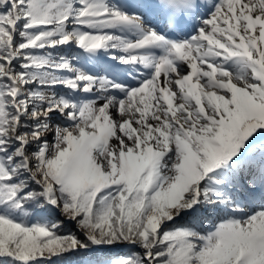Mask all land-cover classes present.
<instances>
[{
    "label": "snow or ice",
    "instance_id": "obj_1",
    "mask_svg": "<svg viewBox=\"0 0 264 264\" xmlns=\"http://www.w3.org/2000/svg\"><path fill=\"white\" fill-rule=\"evenodd\" d=\"M0 264H264V0H0Z\"/></svg>",
    "mask_w": 264,
    "mask_h": 264
}]
</instances>
